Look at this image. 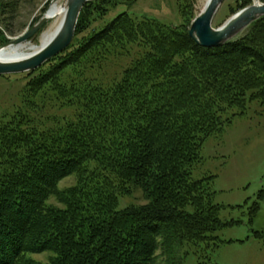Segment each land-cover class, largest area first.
I'll use <instances>...</instances> for the list:
<instances>
[{"label":"trees","instance_id":"obj_1","mask_svg":"<svg viewBox=\"0 0 264 264\" xmlns=\"http://www.w3.org/2000/svg\"><path fill=\"white\" fill-rule=\"evenodd\" d=\"M106 3L83 7L75 37ZM250 4L239 0L236 10ZM188 26L116 16L83 45L73 39L38 84L87 54L100 63L135 47L118 82L87 87L78 114L58 129L38 130L24 115L0 125V264L43 252L54 254L49 264H182L183 246L219 229V207L191 168L227 112L264 102V17L215 49L198 47ZM69 176L75 185L59 190ZM133 191L145 204L118 209Z\"/></svg>","mask_w":264,"mask_h":264},{"label":"rangeland","instance_id":"obj_2","mask_svg":"<svg viewBox=\"0 0 264 264\" xmlns=\"http://www.w3.org/2000/svg\"><path fill=\"white\" fill-rule=\"evenodd\" d=\"M55 1L0 0V48L29 31ZM100 1L103 0L90 2ZM107 1L104 14H92L85 28L76 37L74 34L77 46L124 13L136 21L149 20L172 28L190 25L200 14L205 0ZM238 1L223 0L212 19L213 29L221 27L238 12ZM259 3L264 4V0ZM47 25L29 42L38 44ZM245 31L239 37L244 36ZM70 45L32 72L0 76V125L24 115L38 130L60 128L78 114L82 92L89 91L87 87H112L130 66L137 51L135 47H128L126 53L109 55L100 63L93 53L87 54L78 65L67 68L61 75L54 74L47 83L38 84L41 79H47V75L57 72L60 60L67 55L63 57V53ZM100 55L105 52L101 51ZM33 81L36 85L30 87ZM223 118L229 119L228 123L219 134L203 142L199 159L191 168V178L207 186L213 204L219 207L221 224L204 243L180 249L176 256H183L182 264H264V102L249 101L242 111H229ZM75 182V178L69 176L60 181L57 188L65 190ZM58 201L48 199L49 204L61 208ZM143 204L142 194L133 191L119 200L118 209ZM255 207L258 211L254 215ZM53 257L51 252L26 254L19 264H49Z\"/></svg>","mask_w":264,"mask_h":264},{"label":"water","instance_id":"obj_3","mask_svg":"<svg viewBox=\"0 0 264 264\" xmlns=\"http://www.w3.org/2000/svg\"><path fill=\"white\" fill-rule=\"evenodd\" d=\"M90 1L92 0H66L65 19L54 38L29 58L12 63L0 62V76L32 72L64 51L73 40L83 7ZM222 2L223 0H208L200 14L190 23L187 33L198 47L203 49L222 48L236 41L245 29L264 17V4L256 2L235 13L221 27L213 29L212 19ZM46 23L47 21L42 17L29 31L16 38L15 42L29 41Z\"/></svg>","mask_w":264,"mask_h":264},{"label":"bare ground","instance_id":"obj_4","mask_svg":"<svg viewBox=\"0 0 264 264\" xmlns=\"http://www.w3.org/2000/svg\"><path fill=\"white\" fill-rule=\"evenodd\" d=\"M208 0L202 5V10ZM66 0H56L44 13L48 25L39 37L38 44L26 41L16 43L14 39L0 49V62L12 63L29 58L46 46L60 30L66 15ZM201 10V11H202Z\"/></svg>","mask_w":264,"mask_h":264},{"label":"built area","instance_id":"obj_5","mask_svg":"<svg viewBox=\"0 0 264 264\" xmlns=\"http://www.w3.org/2000/svg\"><path fill=\"white\" fill-rule=\"evenodd\" d=\"M252 3H259V0H251Z\"/></svg>","mask_w":264,"mask_h":264}]
</instances>
